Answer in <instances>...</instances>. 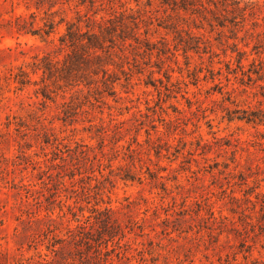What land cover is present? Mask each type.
I'll return each mask as SVG.
<instances>
[{
	"label": "rangeland",
	"instance_id": "obj_1",
	"mask_svg": "<svg viewBox=\"0 0 264 264\" xmlns=\"http://www.w3.org/2000/svg\"><path fill=\"white\" fill-rule=\"evenodd\" d=\"M0 264H264V0H0Z\"/></svg>",
	"mask_w": 264,
	"mask_h": 264
},
{
	"label": "trees",
	"instance_id": "obj_2",
	"mask_svg": "<svg viewBox=\"0 0 264 264\" xmlns=\"http://www.w3.org/2000/svg\"><path fill=\"white\" fill-rule=\"evenodd\" d=\"M50 28L51 29H53V27L52 26H50ZM32 31V33H34V34H36V33H38V30H36V29H34V30H31ZM51 32V30H49V33ZM66 36H68L69 37V42H71V44H69L70 46H79V45H84V44H75L76 43V41H74L76 38H75V33L74 32H72V31H69L68 33H67V35ZM62 41H65V39L63 40L62 39ZM81 41H83V39L81 40ZM89 44H88V46L90 47V48H92V47H95V45H93L92 44V42H91V39L90 38H88V41H87ZM97 47V46H96ZM45 70H44V72H46V70L47 69H50V67H48V66H46L45 65ZM21 83H24V81L23 80H21ZM253 113H251V114H249L248 116H243V117H247L248 118V120H253Z\"/></svg>",
	"mask_w": 264,
	"mask_h": 264
},
{
	"label": "clouds",
	"instance_id": "obj_3",
	"mask_svg": "<svg viewBox=\"0 0 264 264\" xmlns=\"http://www.w3.org/2000/svg\"><path fill=\"white\" fill-rule=\"evenodd\" d=\"M4 43H5V44H8V43H10V41L7 40V39H5V40H4Z\"/></svg>",
	"mask_w": 264,
	"mask_h": 264
}]
</instances>
